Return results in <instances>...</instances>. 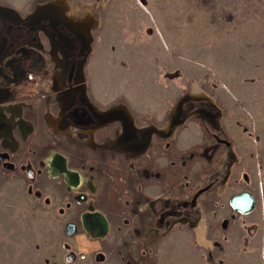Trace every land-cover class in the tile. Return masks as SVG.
Wrapping results in <instances>:
<instances>
[{"label":"rangeland","instance_id":"1","mask_svg":"<svg viewBox=\"0 0 264 264\" xmlns=\"http://www.w3.org/2000/svg\"><path fill=\"white\" fill-rule=\"evenodd\" d=\"M0 9L57 11L60 25L88 39L79 79L94 112L107 111L123 138L151 139L163 156L170 150L194 192L211 183L206 195L227 205L251 191L256 208L236 215L247 236L264 222V0H0ZM29 182L0 169V264H69L64 209ZM190 211L196 221V205ZM210 246L197 248L216 250L212 264L253 259L246 248Z\"/></svg>","mask_w":264,"mask_h":264},{"label":"crops","instance_id":"2","mask_svg":"<svg viewBox=\"0 0 264 264\" xmlns=\"http://www.w3.org/2000/svg\"><path fill=\"white\" fill-rule=\"evenodd\" d=\"M101 128H84L78 140L64 139L56 148L64 157L57 163L61 169L36 181L54 208L64 209L61 239L69 264H212L215 242L219 254L225 248H246L253 254L249 264H260L255 254L264 258L262 220L258 226L254 218L256 229L247 236L245 223L236 219L228 202L217 203L219 195L209 191V197L206 190L196 198L199 214L192 222L184 207L194 193L193 176L189 171L188 179L185 170L172 167L175 155L168 150L163 156L151 139L123 138L122 126L112 138H103ZM80 190L85 199L75 197ZM209 245L207 252L197 248Z\"/></svg>","mask_w":264,"mask_h":264},{"label":"flooded vegetation","instance_id":"3","mask_svg":"<svg viewBox=\"0 0 264 264\" xmlns=\"http://www.w3.org/2000/svg\"><path fill=\"white\" fill-rule=\"evenodd\" d=\"M43 11L44 18L0 9V169L23 172L31 183L61 169L57 163L64 157L56 148L64 139L78 140L84 128L96 126L103 127L98 130L103 138H112L122 126L112 129V121L105 122L107 111L96 114L91 94L90 101L82 97L79 78L87 37L78 28L60 25L57 11ZM66 129L74 132L62 134ZM206 185V190L212 187ZM194 193L184 207L188 214V206L196 203L190 202ZM79 196L86 198L84 190ZM227 202L230 206L229 197Z\"/></svg>","mask_w":264,"mask_h":264},{"label":"water","instance_id":"4","mask_svg":"<svg viewBox=\"0 0 264 264\" xmlns=\"http://www.w3.org/2000/svg\"><path fill=\"white\" fill-rule=\"evenodd\" d=\"M209 187V185H206L204 187H201L198 189L193 197L191 198V204H193L196 200V197L202 193L204 190H206ZM229 204L232 207L233 211L236 213H239L241 215H245L250 213L256 204V198L254 194L249 190H242L238 193H234L230 195L229 197ZM70 227V226H69Z\"/></svg>","mask_w":264,"mask_h":264}]
</instances>
